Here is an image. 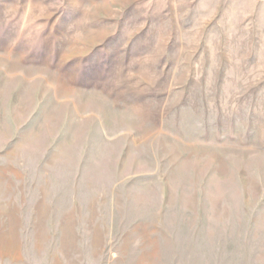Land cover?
Listing matches in <instances>:
<instances>
[{"label":"rangeland","instance_id":"obj_1","mask_svg":"<svg viewBox=\"0 0 264 264\" xmlns=\"http://www.w3.org/2000/svg\"><path fill=\"white\" fill-rule=\"evenodd\" d=\"M0 264H264V0H0Z\"/></svg>","mask_w":264,"mask_h":264}]
</instances>
